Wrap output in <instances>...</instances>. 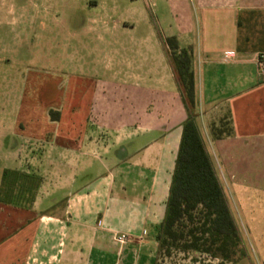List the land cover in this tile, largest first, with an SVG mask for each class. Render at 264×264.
I'll use <instances>...</instances> for the list:
<instances>
[{
    "label": "crops",
    "instance_id": "obj_1",
    "mask_svg": "<svg viewBox=\"0 0 264 264\" xmlns=\"http://www.w3.org/2000/svg\"><path fill=\"white\" fill-rule=\"evenodd\" d=\"M117 1L0 0V46L3 26L46 25L63 2L91 12L90 43L80 39L73 60L81 80L75 90L91 84L84 119L64 121L62 113L51 120L37 110L8 123L0 100V190L5 169H39L43 179L30 209L0 203L1 264L160 263L157 233L187 119L167 38L192 51L196 122L209 155L219 156L227 177L241 179L230 184L240 197L263 192L256 188L264 164L251 170L247 160L264 155V0H131L139 22L113 18ZM1 54L0 47V61ZM88 115L111 139L100 153L96 132L86 141ZM226 121L232 134L212 140V126ZM24 140L46 142V154L58 148L57 188L45 196L51 162L24 167ZM262 241L256 245L264 251Z\"/></svg>",
    "mask_w": 264,
    "mask_h": 264
},
{
    "label": "rangeland",
    "instance_id": "obj_2",
    "mask_svg": "<svg viewBox=\"0 0 264 264\" xmlns=\"http://www.w3.org/2000/svg\"><path fill=\"white\" fill-rule=\"evenodd\" d=\"M143 4L141 3V7ZM116 11L118 14L113 17L115 19L126 20L127 18L139 22V17L134 11V3L131 0H118ZM146 12L148 15L152 14L149 9H146ZM90 13L88 10L80 9L78 3L63 2L59 11L53 15L54 19L49 22L46 21V25L35 24L33 27L19 26L17 28L3 26L0 46L2 49L0 61L2 75L0 78L3 90L0 93V100L3 103L4 117L8 123L16 119L25 122L24 117L33 116L35 118L38 116L37 112L40 114L43 112L44 115L50 116L51 120L59 118L62 113L65 115L64 121L84 119L86 112L89 111L91 84L84 83L83 85L86 87L83 86L82 92L75 90L81 80L80 76L75 74L77 67L73 60L75 50L82 44L80 39H83L84 46L90 43V39L85 33V26L88 23ZM84 55L87 56V53ZM10 86L12 90L5 91L4 88ZM76 108L79 111H76ZM32 111L37 112L33 113ZM88 118L85 124V130L88 133L87 138L91 132L97 133L95 136L99 142L100 153L110 144L111 139L108 138L105 127L92 122L89 115ZM21 124L24 127L25 123ZM213 127L225 131L230 130L228 121L219 122ZM202 139L204 142L209 141L203 136ZM211 139L214 140L212 134ZM89 140L90 137L86 141ZM46 144V142L38 143L24 140L19 146L20 154L24 153V167L34 164L36 168H42L43 159L47 164L49 161L51 162L50 168L46 167V174L52 179L50 181L51 187H47L46 191L43 190L42 196L48 194L50 190H55L58 182V148L52 149L49 154H46V147L44 146ZM210 157L217 175L219 174L218 177H220L225 198L237 225L240 245L236 249L232 261H224L220 257L214 258L210 254L174 250L170 257L161 255L159 264H238L246 259L247 264H264V251H261L256 245L261 242L262 238V242H264V181L260 179L262 185H258L259 187L256 188L257 190L262 189L263 192L257 193L255 196H246V201L230 185L241 186V179L239 180L236 175L227 177L226 172V175L223 173V165L219 156L212 154ZM242 157L246 159V156ZM250 157L251 159L246 160L251 170L252 164L257 162L264 164V155ZM29 172L27 174H35L41 177L39 169L37 173L32 170ZM247 186L250 185L247 184ZM38 193L39 190L35 194V199ZM33 196L34 194L31 193L24 194L19 198L24 202H29ZM55 204L57 205V202ZM32 206L33 204H31ZM245 214L251 215L248 217ZM3 245V250L9 247L6 243Z\"/></svg>",
    "mask_w": 264,
    "mask_h": 264
},
{
    "label": "trees",
    "instance_id": "obj_3",
    "mask_svg": "<svg viewBox=\"0 0 264 264\" xmlns=\"http://www.w3.org/2000/svg\"><path fill=\"white\" fill-rule=\"evenodd\" d=\"M166 44L187 119L182 127L166 215L157 233L159 254L170 257L174 250L192 251L232 261L240 245V235L196 122L192 51L181 49L174 37L167 38ZM231 134V128L229 131L212 128L214 140ZM41 185L42 178L35 174L5 169L0 203L30 209ZM31 193L34 196L29 202L19 198Z\"/></svg>",
    "mask_w": 264,
    "mask_h": 264
},
{
    "label": "built area",
    "instance_id": "obj_4",
    "mask_svg": "<svg viewBox=\"0 0 264 264\" xmlns=\"http://www.w3.org/2000/svg\"><path fill=\"white\" fill-rule=\"evenodd\" d=\"M258 65L260 70L264 71V54H259L258 55ZM116 241L118 243H124L125 237L124 236H116Z\"/></svg>",
    "mask_w": 264,
    "mask_h": 264
}]
</instances>
